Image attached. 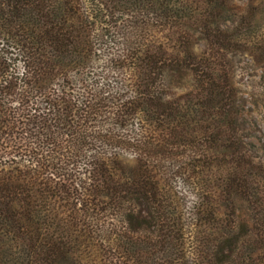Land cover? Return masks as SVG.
<instances>
[{
    "label": "trees",
    "instance_id": "1",
    "mask_svg": "<svg viewBox=\"0 0 264 264\" xmlns=\"http://www.w3.org/2000/svg\"><path fill=\"white\" fill-rule=\"evenodd\" d=\"M247 1L0 0V264H264Z\"/></svg>",
    "mask_w": 264,
    "mask_h": 264
},
{
    "label": "rangeland",
    "instance_id": "2",
    "mask_svg": "<svg viewBox=\"0 0 264 264\" xmlns=\"http://www.w3.org/2000/svg\"><path fill=\"white\" fill-rule=\"evenodd\" d=\"M237 6H245L247 0H229ZM195 50L201 52L206 43L201 39L195 40ZM233 59V79L242 97L241 122L247 135V141L260 154L264 155V107L259 99L264 75V65H258L250 56L240 54ZM186 80H179L175 90L181 92L187 84ZM176 187L183 191V185L177 180ZM188 200H191L188 198Z\"/></svg>",
    "mask_w": 264,
    "mask_h": 264
}]
</instances>
